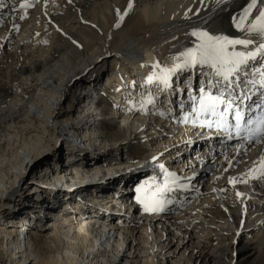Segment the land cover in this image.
Returning <instances> with one entry per match:
<instances>
[{
    "label": "bare ground",
    "instance_id": "bare-ground-1",
    "mask_svg": "<svg viewBox=\"0 0 264 264\" xmlns=\"http://www.w3.org/2000/svg\"><path fill=\"white\" fill-rule=\"evenodd\" d=\"M19 3L0 8V264H237L233 254H262L264 175L249 174L264 160V139L184 122L193 105L168 113L160 103L178 90L147 79L195 46L194 29L254 40L238 51L258 46L233 24L247 0H132L119 28L116 11L128 0H34L23 20ZM262 67L259 56L249 62L239 77L245 91ZM209 71L189 76L207 82ZM161 164L186 187L171 186L161 210L145 211L138 198L164 186ZM132 180L141 191L131 210L124 191ZM95 193L102 201L93 210ZM72 204L83 211L74 221L65 218Z\"/></svg>",
    "mask_w": 264,
    "mask_h": 264
},
{
    "label": "snow or ice",
    "instance_id": "snow-or-ice-1",
    "mask_svg": "<svg viewBox=\"0 0 264 264\" xmlns=\"http://www.w3.org/2000/svg\"><path fill=\"white\" fill-rule=\"evenodd\" d=\"M34 0H20L19 9L23 14L19 19H25L27 9L33 6ZM221 2V0H217ZM259 5V6H258ZM5 0H0V8H5ZM133 7L132 0H128L127 9L121 13L116 11L117 21L115 27L119 28L120 23L128 15V11ZM255 9V15L253 10ZM13 11H16L13 5ZM251 17V19H250ZM233 24L236 28L245 33L246 37L258 38V46L252 50L238 51L237 46L249 49L254 45V40L249 38L236 39L226 35L213 34L204 29H194L191 36L196 38L194 47H188L180 52L174 59L177 61L171 69L161 68L159 73H153L148 79V83L157 80L165 89L171 88V77L180 71L193 70L197 67L208 68V79L205 83L201 81L199 86V96L191 97L193 106L191 112L184 116V122H191L201 127H215L217 131L224 132L229 139L233 135L240 141L259 142L264 139V91L259 92L258 98L252 100V89L257 85L264 89V67L253 68V79L247 81L251 85L247 91L241 85L245 82L240 81L239 77L243 73L249 75L247 66L250 61H255L259 56L260 61H264V0H247V4L242 8L239 17H233ZM14 28L18 26L13 24ZM153 67H159L154 65ZM259 76L256 80L255 77ZM240 88L239 94L236 89ZM212 89H216V94ZM151 103V99L147 101ZM234 121V122H233ZM165 173L164 186H156L151 194L145 193L138 198L145 211L153 212L161 210L164 200L163 193L173 190L171 186L186 187L179 185L175 173H169L164 165H159ZM264 175V160L260 162L259 169L254 168L249 175L256 172ZM229 183H234L230 180ZM138 192L141 189L137 190ZM239 195V193H238Z\"/></svg>",
    "mask_w": 264,
    "mask_h": 264
},
{
    "label": "rangeland",
    "instance_id": "rangeland-1",
    "mask_svg": "<svg viewBox=\"0 0 264 264\" xmlns=\"http://www.w3.org/2000/svg\"><path fill=\"white\" fill-rule=\"evenodd\" d=\"M85 75V73L84 72H82V73H80V76H84ZM82 140V139H81ZM81 140L79 139L78 141L79 142H81ZM82 142H84V141H82ZM87 142H89V141H87ZM86 144V143H85ZM92 144V143H91ZM57 148H58V151H57V155H59V156H57V158L58 157H61L62 155H64L65 153H66V147H65V145L63 144V141L61 142V143H58L57 144V146H56ZM55 147V148H56ZM92 148H94V149H96L95 148V145L94 146H92ZM93 149V150H94ZM53 151H51L50 153H52ZM107 153H109V152H107ZM123 153L125 154V155H128V156H131L132 154L130 153V152H126V151H123ZM52 159H54V158H51V160ZM106 160H111L110 158H106ZM53 162V161H52ZM66 163V162H65ZM65 163H63V166H64V164ZM130 165H133V164H130ZM133 169V168H132ZM131 170V169H130ZM129 171V170H128ZM236 171H238V170H236ZM115 173H113L111 176H113ZM39 176V173L36 175V177H38ZM110 176V177H111ZM39 178V177H38ZM227 178V180H229L230 179V176L228 177H226ZM96 182H98V181H96ZM66 185H68V184H66ZM84 185V184H83ZM77 186V185H76ZM76 186H72V187H70L71 189L72 188H76ZM79 186V188H83L84 186H82V185H78ZM80 186H82V187H80ZM249 186V185H248ZM64 187H65V185H64ZM66 188V187H65ZM249 188V187H248ZM73 190V189H72ZM251 190H252V188H251ZM251 190H250V193H251ZM246 194H247V190L245 189V190H243ZM187 200V199H186ZM186 205H187V208L189 207V205H190V203L188 202V203H186ZM11 209H13V207H11ZM16 210H18V208L16 209ZM244 240V239H243ZM216 242H218V241H216ZM220 244V243H219ZM217 245H218V243H217ZM252 252H250V250H244V251H241V252H239V253H237V254H233V256H232V258H233V260L234 261H236L237 262V264H264V251H263V253L261 254V253H259V254H252V255H250ZM239 262V263H238Z\"/></svg>",
    "mask_w": 264,
    "mask_h": 264
},
{
    "label": "water",
    "instance_id": "water-1",
    "mask_svg": "<svg viewBox=\"0 0 264 264\" xmlns=\"http://www.w3.org/2000/svg\"><path fill=\"white\" fill-rule=\"evenodd\" d=\"M59 190H61V191H63L64 189H62V187L61 188H58Z\"/></svg>",
    "mask_w": 264,
    "mask_h": 264
}]
</instances>
